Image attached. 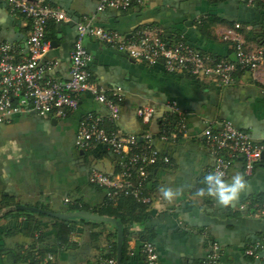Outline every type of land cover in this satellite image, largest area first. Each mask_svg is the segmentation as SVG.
I'll return each instance as SVG.
<instances>
[{"label": "crops", "instance_id": "1", "mask_svg": "<svg viewBox=\"0 0 264 264\" xmlns=\"http://www.w3.org/2000/svg\"><path fill=\"white\" fill-rule=\"evenodd\" d=\"M98 1L44 0L71 19L51 22L46 30L50 43L46 59L58 61L52 77L68 79L76 22L87 18L127 39L138 28L156 27L168 42L184 39L214 59L232 56L231 45L221 39V34L234 23H241L248 25L241 31L248 48L264 49L251 39V26L264 25V8L241 0H143L141 6L127 11L102 12L97 11ZM29 33L28 21L11 17L0 1V43L15 45L16 58H20L27 52ZM84 44L92 57V80L104 88L124 89L119 129L137 136L152 134L154 147L170 161L151 170L148 218L123 226L127 264H145L141 248L146 241L156 247L161 264H202L212 242L221 248L219 264H264L244 254L249 243L264 238V216L259 213L264 198V159L250 175L244 173L241 160L234 162L226 180L239 172L249 187L231 206H218L211 198L195 195L215 165L202 136L207 121L226 120L253 139H264V82L241 72L231 86L221 87L186 73L168 72L162 63L134 61L93 38H86ZM259 75L264 79V65ZM170 101L188 113V133L175 142H164L158 135L165 104ZM141 106L154 109L149 124H142L136 115ZM89 112L107 114L102 105L82 94L78 108L65 119L25 113L0 123V264H34L37 253L41 258L52 254L50 264H97L112 252L116 228L110 223H65L15 209L24 205L57 213H92L105 207L103 191L89 183V174L92 169L115 173L117 157L102 145L91 151L75 147L79 121ZM162 188L183 191L168 204ZM65 199L79 204L80 209L65 204ZM240 205H245L244 209Z\"/></svg>", "mask_w": 264, "mask_h": 264}, {"label": "built area", "instance_id": "2", "mask_svg": "<svg viewBox=\"0 0 264 264\" xmlns=\"http://www.w3.org/2000/svg\"><path fill=\"white\" fill-rule=\"evenodd\" d=\"M11 17H23L30 25L26 40V54L16 58V46L0 43V123H9L11 117L35 114L41 117L65 119L78 108L79 98L88 94L106 110V116L86 113L79 121L75 147L91 151L95 146H106L117 157V171L105 174L92 169L89 183L99 187L106 205H115L130 197L137 203L149 206L152 195L147 185L153 167L169 164L168 157L160 154L153 145V135L126 134L117 126L124 102L122 87L104 88L92 80L89 67L91 55L85 47V39L93 38L107 48L125 54L130 59L147 65L162 63L166 71L186 73L198 80H209L221 87L231 86L241 72L250 73L254 80L264 82L259 73L264 65V49L250 50L241 33L243 26L233 24L224 30L221 39L231 45L232 56L216 58L206 55L184 39L168 42L156 27L136 29L127 39L116 31L100 27L94 18L76 22V36L70 51L68 79H56L50 74L58 67V61L46 59L50 43L46 30L51 22H70L67 14L44 0H0ZM264 3V0H248V5ZM143 0H99L97 11L116 9L127 11L141 6ZM165 115L159 139L175 142L187 136V116L175 101L165 104ZM136 115L142 124H149L154 115L151 106H141ZM206 149L215 157L211 172L220 170L227 178L234 162L241 160L244 173L250 175L264 157V139L255 140L226 120L210 119L202 132ZM65 204L80 205L69 199ZM245 205H240L244 209ZM264 216V198L259 208ZM145 264H161L156 247L151 242L142 244ZM221 248L216 242L209 246L202 264H219ZM131 255V253H129ZM245 256L264 261V238L252 241L244 250ZM52 254L41 258L37 253L34 264H50ZM97 264H117L116 255L109 252Z\"/></svg>", "mask_w": 264, "mask_h": 264}, {"label": "clouds", "instance_id": "3", "mask_svg": "<svg viewBox=\"0 0 264 264\" xmlns=\"http://www.w3.org/2000/svg\"><path fill=\"white\" fill-rule=\"evenodd\" d=\"M202 187L196 189L195 195L198 198H211L216 201L218 206L229 207L238 201L243 193L249 187L244 175L237 172L228 181L225 179L223 171L216 170L208 173L203 177ZM163 198L168 204H171L178 195L182 193L183 189L176 191L170 188L160 189Z\"/></svg>", "mask_w": 264, "mask_h": 264}, {"label": "trees", "instance_id": "4", "mask_svg": "<svg viewBox=\"0 0 264 264\" xmlns=\"http://www.w3.org/2000/svg\"><path fill=\"white\" fill-rule=\"evenodd\" d=\"M211 2H223L225 0H209ZM245 4H248V0H241ZM255 6H258L260 8H264V3H256ZM235 24V23H234ZM241 24V23H239ZM242 26H248L241 24ZM253 28L252 34V40L255 41L259 46L264 47V25H256L251 26ZM47 39V38H46ZM48 40V39H47ZM77 209V208H75ZM79 210V209H77ZM82 211V210H81ZM93 214L97 213L100 215H105L108 217H113L117 219L122 226H124L127 223H139L143 222L148 218V209L147 206L141 203H137L134 199L127 197L123 198L118 201L115 205H106L104 208L98 210V211H92ZM84 223H95L86 221L83 219H80ZM124 233L126 230H124ZM112 252H110V255H116V242L112 245ZM122 264H127V258H126V244L125 241L123 243V258H122Z\"/></svg>", "mask_w": 264, "mask_h": 264}, {"label": "water", "instance_id": "5", "mask_svg": "<svg viewBox=\"0 0 264 264\" xmlns=\"http://www.w3.org/2000/svg\"><path fill=\"white\" fill-rule=\"evenodd\" d=\"M15 209L20 211H29L37 214H44L65 223L75 222L73 220L79 218L90 222H96V223L104 222V223L112 224L116 228V261L117 264H122L124 231L122 224L117 219L113 217H108L100 214H93L85 211L57 213L54 211L42 210L35 207H27L24 205L16 206Z\"/></svg>", "mask_w": 264, "mask_h": 264}, {"label": "rangeland", "instance_id": "6", "mask_svg": "<svg viewBox=\"0 0 264 264\" xmlns=\"http://www.w3.org/2000/svg\"><path fill=\"white\" fill-rule=\"evenodd\" d=\"M73 221H75V222H83V221H81L79 218H77V219H74ZM84 223V222H83ZM96 223V222H95ZM101 223H104V222H101Z\"/></svg>", "mask_w": 264, "mask_h": 264}]
</instances>
